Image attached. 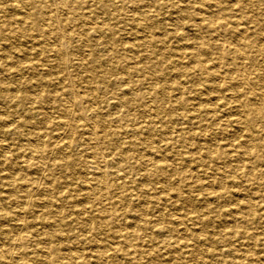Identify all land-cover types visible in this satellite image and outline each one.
<instances>
[{"label":"rangeland","instance_id":"rangeland-1","mask_svg":"<svg viewBox=\"0 0 264 264\" xmlns=\"http://www.w3.org/2000/svg\"><path fill=\"white\" fill-rule=\"evenodd\" d=\"M140 263L264 264V0H0V264Z\"/></svg>","mask_w":264,"mask_h":264},{"label":"bare ground","instance_id":"bare-ground-1","mask_svg":"<svg viewBox=\"0 0 264 264\" xmlns=\"http://www.w3.org/2000/svg\"><path fill=\"white\" fill-rule=\"evenodd\" d=\"M110 1V0H109ZM63 4V3H62ZM140 4V3H139ZM210 5V4H209ZM67 9V8H66ZM153 10V9H152ZM58 11V10H57ZM28 12V11H27ZM68 12V11H67ZM19 14V13H18ZM224 17V16H223ZM221 18V17H220ZM172 19V18H171ZM215 19V18H214ZM214 19L213 20H211V22H208V23H210L209 25H211L212 23H214L213 21H214ZM263 20V19H262ZM88 21H90V20H88ZM176 21V20H175ZM178 21H180V20H178ZM169 22V21H168ZM53 24V23H52ZM94 24V23H93ZM254 25V24H253ZM55 26V25H54ZM223 27V26H222ZM236 29L238 30V29H240V30H242L240 27H239V25H238V23H236ZM213 30V29H212ZM138 33V32H137ZM139 33H140V31H139ZM142 34V33H141ZM144 34V33H143ZM147 34H145V36H146ZM234 36V35H233ZM237 35H235V37H236ZM175 39V38H174ZM261 40V39H260ZM129 41V40H128ZM176 45V44H175ZM65 46V45H64ZM179 46V45H178ZM46 48V47H45ZM166 48V47H165ZM169 49V48H168ZM174 51V50H173ZM182 54V53H181ZM179 56H180V54H179ZM84 59V58H83ZM184 59V58H183ZM194 59V58H193ZM11 62H13V61H11ZM17 64V63H16ZM201 64V63H200ZM201 66H203V64H201ZM120 67V66H119ZM204 69V68H203ZM210 69V68H209ZM206 70V69H205ZM263 74V73H262ZM80 75V74H79ZM221 76V75H220ZM173 78V77H172ZM225 78V77H224ZM240 78V77H239ZM260 80V79H259ZM243 81V80H242ZM245 82V81H244ZM71 84V83H70ZM72 86V85H71ZM84 89V88H83ZM253 91V90H252ZM257 91V90H256ZM82 94V93H81ZM263 93H261L260 95H262ZM74 95H75V93H74ZM76 96V95H75ZM77 97V96H76ZM74 98V97H73ZM6 100V99H5ZM196 100V99H195ZM203 100V99H202ZM74 101V100H73ZM26 105H27V103H26ZM212 105V104H211ZM28 106V105H27ZM259 107V106H258ZM82 108V107H81ZM73 110V109H72ZM52 114V113H51ZM226 119V118H225ZM90 121V120H89ZM94 123V122H93ZM92 123V124H93ZM94 126V125H93ZM95 130V129H94ZM101 131V130H100ZM99 133V132H98ZM235 133V132H234ZM116 142V141H115ZM231 142V141H230ZM31 143V142H30ZM57 144V143H56ZM99 146V145H98ZM36 148V147H35ZM101 151V150H100ZM39 153V152H38ZM103 157V156H102ZM88 158V157H87ZM49 160V159H48ZM102 160V159H101ZM186 161V160H185ZM18 166V165H17ZM47 166V165H46ZM44 171V170H43ZM117 180V179H116ZM37 183V182H36ZM38 184V183H37ZM114 196V195H113ZM99 199V198H98ZM96 202V201H95ZM233 202V201H232ZM250 203H252V202H250ZM251 205V204H250ZM11 207V206H10ZM252 207V206H251ZM175 211V210H174ZM232 212V211H231ZM186 213V212H185ZM247 217V216H246ZM29 219V218H28ZM23 220V219H22ZM13 222V221H12ZM175 224H176V222H175ZM122 226V225H121ZM131 226V225H130ZM238 226V225H237ZM187 229V228H186ZM223 229V228H222ZM24 230V229H23ZM181 230V229H180ZM17 233V232H16ZM173 234V233H172ZM17 236V235H16ZM15 236V237H16ZM17 238H18V236H17ZM178 241V240H177ZM127 244V243H126ZM126 244H125V246H126ZM207 246V245H206ZM16 247V246H15ZM187 252V251H186ZM194 253V252H193ZM43 254V253H42ZM199 254V253H198ZM19 259V258H18ZM141 264V263H140Z\"/></svg>","mask_w":264,"mask_h":264}]
</instances>
